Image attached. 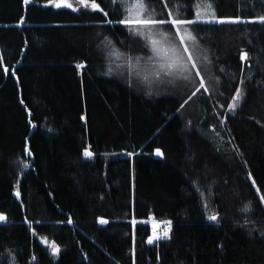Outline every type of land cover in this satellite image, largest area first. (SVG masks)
Returning a JSON list of instances; mask_svg holds the SVG:
<instances>
[{
    "label": "trees",
    "instance_id": "obj_1",
    "mask_svg": "<svg viewBox=\"0 0 264 264\" xmlns=\"http://www.w3.org/2000/svg\"><path fill=\"white\" fill-rule=\"evenodd\" d=\"M196 1L145 0L158 19ZM69 2L0 0V264H264V24L188 26L218 82L150 90L121 79L151 51L118 23L132 0ZM151 215L170 238L148 243Z\"/></svg>",
    "mask_w": 264,
    "mask_h": 264
},
{
    "label": "snow or ice",
    "instance_id": "obj_2",
    "mask_svg": "<svg viewBox=\"0 0 264 264\" xmlns=\"http://www.w3.org/2000/svg\"><path fill=\"white\" fill-rule=\"evenodd\" d=\"M30 0H23L25 5L29 4ZM80 5H82L85 9L89 7V0H79ZM52 6L57 9L62 7L70 8L76 10L72 3L69 0H46V6ZM121 7L125 9L126 17L124 19H120L118 21L119 24L125 25L127 29L134 36H139L144 40L143 47L150 48L151 51L155 54L163 53H173V59L170 63L162 68V71L157 72V77L161 75L171 76L176 72L187 71L186 65L190 63L191 68L195 70V75L200 79L198 81L200 88H205L204 77L201 75L200 69L197 67L193 54L189 48L188 41H197V36L189 33L187 36L185 32L188 30V26L196 25L197 23H256L264 24V15H260L258 17H252L247 20H243L241 17L235 18H217L214 14L210 16L202 15L201 11L198 9L195 13V19H186V18H178L173 17L172 11H168V18H156L148 4L145 0H132L127 6L121 3ZM100 5L95 3V0L91 2V9H99ZM101 11H103L101 9ZM107 15V13H105ZM23 18H21L22 23ZM108 23H112V21H108ZM163 25H170L171 28L175 29L174 33L169 36V31H165L161 29ZM159 29V31H157ZM178 40L179 44L176 45L175 41ZM183 54H186L184 56ZM139 59V58H137ZM152 59V57H149ZM247 59V53H241V60ZM77 67H83V65H78ZM7 71V69H5ZM206 90V89H205ZM199 91V89L197 90ZM195 95V93H193ZM240 96V89H236V97ZM234 97L233 99H236ZM191 99V97H189ZM187 101H185L186 103ZM183 107V105H181ZM230 108H235V105H229ZM155 154L157 156H162L163 153L159 148L155 150ZM84 155L86 157H91L93 155L92 152L87 149L84 151ZM131 155V153H129ZM27 167V165H26ZM18 195V193H17ZM261 201H264V197L260 198ZM6 218L3 215H0V221H4ZM211 221L217 220V215H211L208 217ZM71 223V220L68 221ZM101 224L107 223L106 220L101 219ZM133 224L136 223L135 220L132 221ZM169 229L171 222H168ZM164 237H169V231H165L163 233ZM160 235L154 230L153 235L148 237V243L151 244L154 240H159ZM52 251L54 253H58L60 251L59 247L55 244L52 246Z\"/></svg>",
    "mask_w": 264,
    "mask_h": 264
},
{
    "label": "rangeland",
    "instance_id": "obj_3",
    "mask_svg": "<svg viewBox=\"0 0 264 264\" xmlns=\"http://www.w3.org/2000/svg\"><path fill=\"white\" fill-rule=\"evenodd\" d=\"M198 9L201 11L202 15H205V16L212 15L213 11H214L208 0H197L196 3L194 4V7H193V14L194 15H193L192 19H195V13ZM242 19L246 20L244 18H242ZM161 29H163L165 31H169L170 37H171V34L174 33V31H175V29H173V28H171V29L161 28ZM157 31H159V29ZM189 33H191V31L188 28V30L185 32V35L187 36ZM175 43L178 46V44H179L178 40H176ZM188 44H189V48L193 54V57L195 59V62L198 66V61H199L198 56L200 55V49L198 47V44L196 41L195 42L188 41ZM173 55L174 54L171 52H169V53L161 52L160 54H155L152 51H149L148 56H147L146 66L144 67L143 72L142 73L139 72L138 74H134V75H132V74L123 75L121 79L124 80L123 77L126 76V77H129L132 79L134 78L135 80H138V81H142L143 84L145 85L144 88H148L150 90L155 89V87L158 88V87L168 86L170 81H174L176 79H184V80H188V81H195V80L200 79L198 76L195 75V70H193L191 68L190 63L186 65V67L188 69L187 71L176 72L171 76L161 75V76L157 77L156 73L162 71V68L172 61ZM183 55L186 56V54H183ZM149 57H152V59H149ZM205 69H206L205 72H202V70L200 69L201 75L204 77V81L205 80H211L215 83L218 82L217 77L213 78L212 75L208 73V72H210L209 67L205 66ZM149 219L150 220H148V222H149L150 226L152 227V231H154V226H158L159 223L165 224L164 221L155 220L152 215L149 217ZM52 246H50L51 251H52Z\"/></svg>",
    "mask_w": 264,
    "mask_h": 264
},
{
    "label": "built area",
    "instance_id": "obj_4",
    "mask_svg": "<svg viewBox=\"0 0 264 264\" xmlns=\"http://www.w3.org/2000/svg\"><path fill=\"white\" fill-rule=\"evenodd\" d=\"M154 230L160 235L161 238L159 240H165V239H167V237H164L163 236V233L165 231H168L169 230L167 224L159 223L158 226H154ZM152 234H153V231H152Z\"/></svg>",
    "mask_w": 264,
    "mask_h": 264
},
{
    "label": "water",
    "instance_id": "obj_5",
    "mask_svg": "<svg viewBox=\"0 0 264 264\" xmlns=\"http://www.w3.org/2000/svg\"><path fill=\"white\" fill-rule=\"evenodd\" d=\"M123 157V156H122ZM124 157H126V156H124Z\"/></svg>",
    "mask_w": 264,
    "mask_h": 264
}]
</instances>
